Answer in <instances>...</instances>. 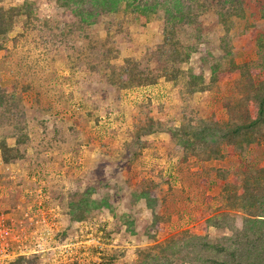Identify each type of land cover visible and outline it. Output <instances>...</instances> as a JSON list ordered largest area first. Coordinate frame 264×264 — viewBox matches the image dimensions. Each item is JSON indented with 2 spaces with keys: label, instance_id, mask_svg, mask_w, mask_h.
<instances>
[{
  "label": "rangeland",
  "instance_id": "rangeland-1",
  "mask_svg": "<svg viewBox=\"0 0 264 264\" xmlns=\"http://www.w3.org/2000/svg\"><path fill=\"white\" fill-rule=\"evenodd\" d=\"M31 1L40 17L35 24L47 27L41 33L35 28L33 35L14 42L23 35V28L16 24L7 35V49L0 50V85L13 88L14 100L0 117V138L18 152L17 161L10 163H4L0 154V215L13 217V241L22 243L20 235L29 243L32 238L36 241L34 231L42 230L35 223L38 211L27 207L42 198L47 208H56L58 229L51 233L50 242L40 243L43 247L37 254L20 255L24 263L134 264L140 251L157 252L156 242L184 230L198 233L200 223L224 204L217 198L221 178L232 182L241 163L264 165V140L244 155L224 150V157L218 159L182 162V150L165 132L144 136V148L134 157L129 155L132 143L125 140L136 125L166 120L167 125L178 124L179 112H185L181 120L191 123L205 112L221 115L222 95L230 105L240 99L241 106L254 112L241 94H247L249 80L264 82V0H247L244 18L236 19L233 31L226 34L235 48V61L251 62V73L237 84L240 76L231 72L208 93L191 95L183 88L180 101L172 97L171 84L163 78L156 84L122 90L106 83L110 65H120L127 57L152 72L162 65L160 52L155 50L160 43L158 19L143 28L131 25L130 31L124 25L120 28L117 14H104L93 25H84L56 0ZM21 2L0 0V5ZM216 18L215 5L202 13L203 37L198 44L190 36L193 30L182 34V40L195 43L182 68L203 72L206 79L208 66L221 54L220 38L225 36ZM108 31L111 38L100 47ZM52 33L56 41L52 39L47 48L44 40ZM220 62L230 70L225 60ZM31 81L35 86L26 91L25 82ZM20 134H24L23 141H17ZM145 186L155 198L152 207L133 194ZM86 188H93L89 212L83 220H72L67 204ZM105 199L108 206L96 205ZM156 216L162 225L153 242L151 222ZM240 221L238 216L236 223ZM208 232L212 237L217 234L214 227Z\"/></svg>",
  "mask_w": 264,
  "mask_h": 264
},
{
  "label": "trees",
  "instance_id": "trees-1",
  "mask_svg": "<svg viewBox=\"0 0 264 264\" xmlns=\"http://www.w3.org/2000/svg\"><path fill=\"white\" fill-rule=\"evenodd\" d=\"M56 2L66 12L75 16L79 20L78 24L93 25L101 15L117 14L118 19H121L120 28L124 25L127 26L125 29L130 31L131 25L143 28L146 23L158 19L160 43L155 50L160 52L159 60L162 61V65L152 72L151 69L149 71L142 69L139 61L130 57L125 58L120 65H110L105 76L106 83L116 89L156 84L159 78H163L171 84L172 97L180 101V92L183 88L188 89L187 93L191 95L194 92L208 93L213 91V87L223 76L231 72L240 76L238 81L235 80L237 84L242 82V77L251 73L253 64L248 60L243 63L236 62L235 48L226 37V34L233 31L235 20L244 18L247 0H56ZM213 5L216 22L223 27L225 36L220 38L221 54L213 58L208 66L209 77L206 79L203 72H195L190 67L182 68V65L188 63L194 51L192 45H195L186 39L182 40V34L193 30L190 36L196 44L201 42L203 36L199 18ZM39 19L31 0H22L21 3L8 7L0 5V50L7 49L5 44L7 35L16 24L23 28L20 33L23 35L15 38L14 42L28 34L33 35L32 30L35 28H39L37 31L41 33L40 30L47 26L43 28L42 23L35 24ZM54 37L53 33L49 34L43 45L50 48L51 40L56 41ZM110 38L111 32L108 31V37L101 42L100 47L108 43ZM148 50L150 51V48ZM111 53L112 49L108 51V55ZM222 59L230 65V70L222 68L220 62ZM25 84L26 91L35 86L32 81L31 84L29 82ZM12 89L0 85V117L7 112L8 106L14 105ZM241 95L244 96V101L253 105V113L247 106H241L240 99H235L234 104L230 105L225 102L226 96L222 95L219 99V104H222L221 115L216 113L213 115L211 111L205 112L191 123L181 120L185 112H179L178 124L171 121L170 125H167L166 120L164 124L150 122L147 126L136 125L129 138L125 140L133 145L129 155L137 156L144 148L143 137L154 132H165L171 141L175 140L176 148L183 152L181 162L187 158L193 161L218 159L224 157V150L244 155L250 147L264 140V82L254 84L249 80L247 94L244 92ZM23 138L24 134H20L17 141H23ZM17 153L16 150L13 152L7 147L4 137L0 138V154L4 163L17 161ZM262 156L264 157V150ZM235 171L237 173L232 182L221 178L217 198L224 201V204H219L218 211L200 223L198 233H187L184 230L179 235L156 242L154 248L158 251L155 253L140 251L139 260L134 264H176V258L192 264H264V165L248 161L238 165ZM92 191L93 188H86L79 192L77 199L69 200L67 207L70 219L86 218ZM150 192L145 186L140 192L133 194L136 199L143 198L147 206L152 207L150 202H154L155 198ZM96 205L106 207L108 203L105 199ZM238 216L240 224L236 223ZM151 223L150 239L153 241L154 234L161 228V217L156 216ZM210 227L217 231L213 237L208 232ZM24 262L25 258L19 256L9 264H25Z\"/></svg>",
  "mask_w": 264,
  "mask_h": 264
},
{
  "label": "built area",
  "instance_id": "built-area-1",
  "mask_svg": "<svg viewBox=\"0 0 264 264\" xmlns=\"http://www.w3.org/2000/svg\"><path fill=\"white\" fill-rule=\"evenodd\" d=\"M46 198L48 199V196ZM45 205L43 203V199L41 198L38 201H34L33 204L27 207L29 210L37 209L39 219L36 220L35 223L38 225L39 229H42L40 231L38 230L34 231L35 234L32 236L36 237V241H33L35 239L32 238L31 243H29L30 241L27 239V237L23 235H20L21 238H24L22 240V243L17 240L16 242L13 241L14 239H11V237H12V231L14 230L15 227L14 219L9 215L7 216H4L3 214L0 215V264H8L14 258L20 255L35 254V253L37 254L38 250L42 249L43 247L40 243L45 241L50 242L52 237L51 233L55 229H58V221H57L58 213H56V208H52V207L47 208ZM45 208L46 210H44ZM26 216H28V214L23 215V217ZM24 242L25 243L28 242L27 243L28 245L25 244Z\"/></svg>",
  "mask_w": 264,
  "mask_h": 264
}]
</instances>
